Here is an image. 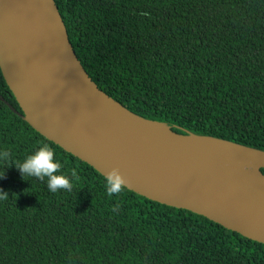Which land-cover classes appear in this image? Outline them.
Returning a JSON list of instances; mask_svg holds the SVG:
<instances>
[{
	"label": "trees",
	"instance_id": "trees-1",
	"mask_svg": "<svg viewBox=\"0 0 264 264\" xmlns=\"http://www.w3.org/2000/svg\"><path fill=\"white\" fill-rule=\"evenodd\" d=\"M55 2L82 66L123 106L264 150V0ZM0 95L21 112L1 71ZM44 144L71 192L15 167ZM0 151L13 163L0 166V264H264V243L203 215L126 187L109 196L103 175L2 100Z\"/></svg>",
	"mask_w": 264,
	"mask_h": 264
},
{
	"label": "water",
	"instance_id": "water-1",
	"mask_svg": "<svg viewBox=\"0 0 264 264\" xmlns=\"http://www.w3.org/2000/svg\"><path fill=\"white\" fill-rule=\"evenodd\" d=\"M0 71L33 129L104 176L118 168L126 188L264 243V197L206 164L217 141L264 160V150L178 133L105 93L82 66L55 0H0ZM258 174L264 181V174Z\"/></svg>",
	"mask_w": 264,
	"mask_h": 264
},
{
	"label": "clouds",
	"instance_id": "clouds-1",
	"mask_svg": "<svg viewBox=\"0 0 264 264\" xmlns=\"http://www.w3.org/2000/svg\"><path fill=\"white\" fill-rule=\"evenodd\" d=\"M10 153L8 151H0V166H8ZM15 167L20 171L21 177H35L41 181L46 179L47 188L52 193H57L60 190L71 192L73 184L70 178L64 174H60L62 168L61 163L56 160L54 150L44 144L39 147L35 152L28 155L22 163H14ZM3 176V171L0 172ZM71 176L75 178L77 173L72 171ZM104 182L106 192L109 196L118 195L122 193L126 187L125 177L120 173L118 168H111L104 173ZM8 198V194L0 191V200ZM119 205L113 210L116 211Z\"/></svg>",
	"mask_w": 264,
	"mask_h": 264
},
{
	"label": "bare ground",
	"instance_id": "bare-ground-1",
	"mask_svg": "<svg viewBox=\"0 0 264 264\" xmlns=\"http://www.w3.org/2000/svg\"><path fill=\"white\" fill-rule=\"evenodd\" d=\"M200 145L211 154L206 164L219 169L224 177L235 181L240 187L264 197V181L258 174V167L264 164L263 159L217 141H206Z\"/></svg>",
	"mask_w": 264,
	"mask_h": 264
}]
</instances>
